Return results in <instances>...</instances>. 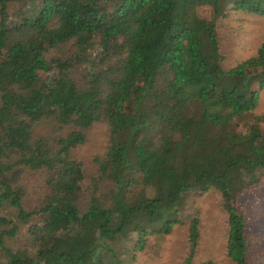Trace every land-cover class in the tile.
I'll use <instances>...</instances> for the list:
<instances>
[{
    "label": "trees",
    "instance_id": "1",
    "mask_svg": "<svg viewBox=\"0 0 264 264\" xmlns=\"http://www.w3.org/2000/svg\"><path fill=\"white\" fill-rule=\"evenodd\" d=\"M203 7L214 20L226 9L264 18V0H0V207L26 226L13 249L6 241L19 227L0 215L6 264H124L111 243L134 233L142 251L182 224L185 194L211 189L227 215V257L250 264L237 198L264 176V116L245 132L237 121L264 90V41L223 70L215 22L197 14ZM68 42L73 58L50 55ZM98 122L109 127L107 152L95 160L107 192L94 188L84 204L82 163L70 152ZM43 124L70 130L35 136ZM21 167L48 175L37 209L23 208ZM198 225L188 226L186 264Z\"/></svg>",
    "mask_w": 264,
    "mask_h": 264
},
{
    "label": "rangeland",
    "instance_id": "2",
    "mask_svg": "<svg viewBox=\"0 0 264 264\" xmlns=\"http://www.w3.org/2000/svg\"><path fill=\"white\" fill-rule=\"evenodd\" d=\"M38 1V0H34ZM18 7L12 4L11 11ZM198 16L206 21H214L216 35L221 53L220 65L223 70H229L242 61L254 56L264 41V18L244 11L225 10L222 17L214 20L209 8L197 10ZM74 44L68 42L53 50L50 55L55 57L74 56ZM97 52H92L94 57ZM76 68L84 67L77 64ZM77 81H82L80 72L76 74ZM1 104V101H0ZM264 116V90L259 91L257 107L247 116L237 121L238 130L245 132L254 117ZM264 130V122L260 125ZM70 129L55 133L47 124L36 129L35 136L41 133L48 136L64 135ZM109 147V127L106 122L93 124L85 131V141L71 150L72 159L82 163L84 180L81 183V198L87 203L91 191L95 188L96 195L105 194L106 186L98 180L99 172L96 159H102ZM47 174L44 171H34L20 168L17 185L24 190L22 201L26 211L40 207L46 196ZM238 211L246 223V237L250 264H264V176L258 185L249 188L237 198ZM181 225H175L172 232L162 238L151 236L147 239L142 251L134 248L136 234L131 233L126 239L119 238L110 245L116 251V256L124 264H186L189 254L188 226L192 219H198L199 241L191 264H234L226 255L227 215L221 207L219 192L211 189L205 193L190 191L185 194L177 207ZM0 215L14 221L19 227L16 239H7L6 243L13 249H21L22 236L26 226L16 220V210L7 204L0 207ZM3 229L0 228V230ZM134 256V259H132ZM7 258L0 252V264H6Z\"/></svg>",
    "mask_w": 264,
    "mask_h": 264
}]
</instances>
